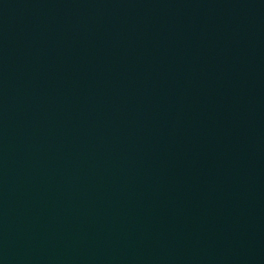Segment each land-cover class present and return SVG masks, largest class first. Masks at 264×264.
Segmentation results:
<instances>
[{
  "label": "water",
  "instance_id": "water-1",
  "mask_svg": "<svg viewBox=\"0 0 264 264\" xmlns=\"http://www.w3.org/2000/svg\"><path fill=\"white\" fill-rule=\"evenodd\" d=\"M0 264H264V0H0Z\"/></svg>",
  "mask_w": 264,
  "mask_h": 264
}]
</instances>
